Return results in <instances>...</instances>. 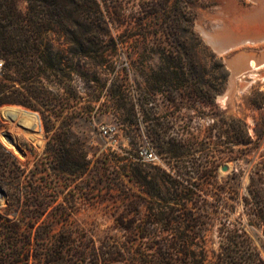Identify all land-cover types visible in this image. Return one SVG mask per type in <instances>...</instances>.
Here are the masks:
<instances>
[{"label": "rangeland", "instance_id": "obj_1", "mask_svg": "<svg viewBox=\"0 0 264 264\" xmlns=\"http://www.w3.org/2000/svg\"><path fill=\"white\" fill-rule=\"evenodd\" d=\"M95 1L0 0V80L44 98V116L0 107V142L27 170L22 207L40 185V223L74 231L66 254L81 251L65 264H106V251L118 257L108 264L129 263L120 251L186 264L178 245L159 255L181 239L206 264H264V0ZM247 33L255 42H237ZM50 142L85 154L86 170L62 171ZM22 207L0 187L16 229Z\"/></svg>", "mask_w": 264, "mask_h": 264}, {"label": "trees", "instance_id": "obj_2", "mask_svg": "<svg viewBox=\"0 0 264 264\" xmlns=\"http://www.w3.org/2000/svg\"><path fill=\"white\" fill-rule=\"evenodd\" d=\"M94 2L96 1L94 0ZM94 4H97V2ZM93 42L95 43L94 40ZM80 50L83 52L88 51L89 53L96 51V49L93 48L90 50L82 48ZM42 58L43 56H39L38 60L35 61L34 59L33 64L35 65L39 63ZM54 64H50V66L53 67ZM6 78L8 77L6 76ZM18 80L21 84L28 82L22 81V79ZM34 82L37 81L33 80V83ZM12 87L14 90L11 89ZM42 98V96L36 94L35 86L25 87L23 90L16 88L15 85H9L0 80V107L4 104H19L38 110L44 116V109H41L37 105ZM250 142H252V140H250ZM59 145L60 144L50 142L46 149V153L52 155L53 159L56 161H59V167L62 168V171L68 172L69 174L83 173L86 170L85 154L81 151H77L76 155L72 156L70 155V149L67 150L66 146L61 145V147H59ZM26 171L27 170L22 167V164L19 163L17 157L0 142V187L6 190L10 205L11 201L15 200L16 202H19L20 207H22L24 190L22 191L21 177ZM134 172L138 177H142L141 170L135 168ZM12 187L19 189V191L16 193L10 192L8 188ZM46 197L47 194H45L43 189H40V185L33 184L31 198L32 201H34V206L29 205L32 207L31 209L22 207L21 215L20 213L17 215V219L25 227L24 229L23 226L18 229L14 228L11 225L12 218L0 213V264H65L68 261H72L75 255H77L75 258L76 260H82L80 258L81 251H78L77 249L74 252L71 251V254H66L69 252L68 248L70 245L74 243V240L72 239L74 231H71L68 235L64 233H53L55 219L50 220L49 218L48 220H44L43 223H40L42 216L48 210L49 204L44 201ZM60 205L61 206L55 208L58 216L64 215L66 208L62 206V204ZM175 210V208L171 207V211L168 214L174 213ZM53 213L54 212H51L50 214ZM163 213H160L159 215H162ZM258 214L259 218L263 220L264 211L260 209V213ZM134 220L135 219L133 218L128 220L122 219L121 225L129 231L133 230ZM186 226L187 227L185 228H189L188 230H190L191 224H189V222ZM177 245L179 246L180 251L185 255L184 258L186 264H206L204 258L205 255L199 256L191 249L193 245H197L194 239L176 240L165 246L164 252L161 251V249H163L161 247L159 251L161 253L159 255H162L163 257L167 254L170 255L171 251L176 248ZM105 253L108 254L105 258L106 264L118 258L115 256L113 257L111 251H106ZM119 253L123 259L129 261L128 264H136L133 259L126 258L122 251ZM68 256H71V259H68ZM157 258H159V256ZM187 259H192V261L187 262ZM155 263L157 264V262ZM141 264H149V261L144 260Z\"/></svg>", "mask_w": 264, "mask_h": 264}, {"label": "bare ground", "instance_id": "obj_3", "mask_svg": "<svg viewBox=\"0 0 264 264\" xmlns=\"http://www.w3.org/2000/svg\"><path fill=\"white\" fill-rule=\"evenodd\" d=\"M207 35V34H206ZM255 35V34H254ZM245 36H249V37H245ZM255 37H252V35L251 34H243V35H238L237 36V38H236V40H237V42H239V43H251V42H255V40L256 39H254ZM261 39V38H260ZM232 40H233V38H232ZM259 40V39H258ZM224 43V42H223ZM239 43H237V44H239ZM260 43V42H259ZM255 44V43H254ZM241 46V45H240ZM222 47V46H221ZM220 48V47H219ZM223 49V48H222ZM225 49V48H224ZM226 51V50H225ZM249 59V58H248ZM231 61V60H230ZM236 61V60H235ZM236 63V62H235ZM250 66L251 67H255L256 68V65L258 64V63H256L255 64V62H254V60H251L250 62ZM237 64V63H236ZM243 64V63H242ZM238 67V66H237ZM240 67V66H239ZM225 99H226V97H225ZM228 170L227 171H221V173L222 174H226V173H228V172H230V170H231V168H232V165L231 164H229L228 165Z\"/></svg>", "mask_w": 264, "mask_h": 264}, {"label": "built area", "instance_id": "obj_4", "mask_svg": "<svg viewBox=\"0 0 264 264\" xmlns=\"http://www.w3.org/2000/svg\"><path fill=\"white\" fill-rule=\"evenodd\" d=\"M3 66V65H2ZM115 132V130L110 129H104L102 131V134L104 136H112L113 133ZM141 159L144 161H156V155L153 151L149 150V149H144L141 151V155H140Z\"/></svg>", "mask_w": 264, "mask_h": 264}, {"label": "water", "instance_id": "obj_5", "mask_svg": "<svg viewBox=\"0 0 264 264\" xmlns=\"http://www.w3.org/2000/svg\"><path fill=\"white\" fill-rule=\"evenodd\" d=\"M228 168H229L228 165H224V166H222V170H223V171H227Z\"/></svg>", "mask_w": 264, "mask_h": 264}]
</instances>
